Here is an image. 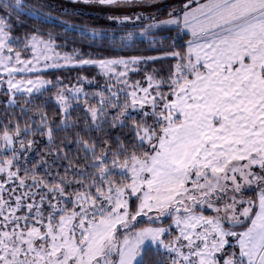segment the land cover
<instances>
[{"label": "snow or ice", "instance_id": "obj_1", "mask_svg": "<svg viewBox=\"0 0 264 264\" xmlns=\"http://www.w3.org/2000/svg\"><path fill=\"white\" fill-rule=\"evenodd\" d=\"M0 264H264V0H0Z\"/></svg>", "mask_w": 264, "mask_h": 264}]
</instances>
